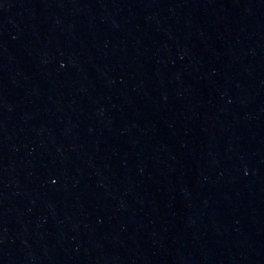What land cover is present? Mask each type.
I'll list each match as a JSON object with an SVG mask.
<instances>
[{
	"label": "water",
	"instance_id": "water-1",
	"mask_svg": "<svg viewBox=\"0 0 264 264\" xmlns=\"http://www.w3.org/2000/svg\"><path fill=\"white\" fill-rule=\"evenodd\" d=\"M0 264H264V0H0Z\"/></svg>",
	"mask_w": 264,
	"mask_h": 264
}]
</instances>
